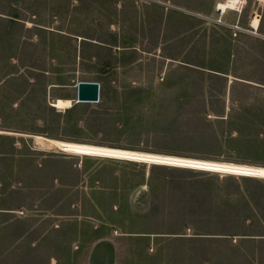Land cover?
I'll return each mask as SVG.
<instances>
[{"label":"rangeland","instance_id":"374dc122","mask_svg":"<svg viewBox=\"0 0 264 264\" xmlns=\"http://www.w3.org/2000/svg\"><path fill=\"white\" fill-rule=\"evenodd\" d=\"M155 155L264 169V0H0V264H264V175Z\"/></svg>","mask_w":264,"mask_h":264},{"label":"bare ground","instance_id":"6f19581e","mask_svg":"<svg viewBox=\"0 0 264 264\" xmlns=\"http://www.w3.org/2000/svg\"><path fill=\"white\" fill-rule=\"evenodd\" d=\"M219 8V7H218ZM223 10V9H222ZM224 11V10H223ZM226 13V12H224ZM259 22L257 20V18H252L251 19V24L250 27L257 31ZM51 105L54 108H57L59 110H64V109H68L72 106V102L69 99H61V98H57L55 99ZM146 161H150V162H157V163H161V164H174V165H183V166H202L205 169H229L233 172L236 173H240V172H244V173H250L251 175H256V176H260V175H264V169L263 168H253V167H244V166H238L235 164H226V165H215V164H211L210 162H198L194 159H183V158H170L164 155L161 156H148L146 157ZM148 161V162H149Z\"/></svg>","mask_w":264,"mask_h":264},{"label":"water","instance_id":"95a60500","mask_svg":"<svg viewBox=\"0 0 264 264\" xmlns=\"http://www.w3.org/2000/svg\"><path fill=\"white\" fill-rule=\"evenodd\" d=\"M100 99V85L97 82L79 81L76 83L77 103H97Z\"/></svg>","mask_w":264,"mask_h":264},{"label":"built area","instance_id":"2783aa9c","mask_svg":"<svg viewBox=\"0 0 264 264\" xmlns=\"http://www.w3.org/2000/svg\"><path fill=\"white\" fill-rule=\"evenodd\" d=\"M216 13H217L219 19H221L222 16L225 14L224 11L221 8H218V7L216 8ZM218 23H220V22H218Z\"/></svg>","mask_w":264,"mask_h":264}]
</instances>
